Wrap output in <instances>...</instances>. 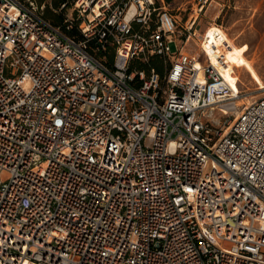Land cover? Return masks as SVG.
I'll return each instance as SVG.
<instances>
[{"label": "built area", "instance_id": "1", "mask_svg": "<svg viewBox=\"0 0 264 264\" xmlns=\"http://www.w3.org/2000/svg\"><path fill=\"white\" fill-rule=\"evenodd\" d=\"M45 8L0 0V264H264V94L166 0Z\"/></svg>", "mask_w": 264, "mask_h": 264}, {"label": "rangeland", "instance_id": "2", "mask_svg": "<svg viewBox=\"0 0 264 264\" xmlns=\"http://www.w3.org/2000/svg\"><path fill=\"white\" fill-rule=\"evenodd\" d=\"M166 1L179 23L174 50L186 47L203 60L223 64L222 71L234 87L252 88L255 98L264 94V0H209L202 12L198 11L201 0ZM46 2L51 4L52 0ZM71 12L72 5L66 14ZM73 16L78 20L75 12ZM242 43L251 46L242 59L253 60L255 71L237 60L240 56L236 48ZM220 52L222 56H218Z\"/></svg>", "mask_w": 264, "mask_h": 264}, {"label": "trees", "instance_id": "3", "mask_svg": "<svg viewBox=\"0 0 264 264\" xmlns=\"http://www.w3.org/2000/svg\"><path fill=\"white\" fill-rule=\"evenodd\" d=\"M37 2L39 4H43V3L46 4V8L44 12H45V16L48 19H50L56 25H62L66 18L65 16L66 11L63 10L59 12V14L57 12L58 10H60V6L65 2L70 7L72 5L73 0H52L51 4H48L46 0H37Z\"/></svg>", "mask_w": 264, "mask_h": 264}, {"label": "bare ground", "instance_id": "4", "mask_svg": "<svg viewBox=\"0 0 264 264\" xmlns=\"http://www.w3.org/2000/svg\"><path fill=\"white\" fill-rule=\"evenodd\" d=\"M254 19V18H253ZM238 25V24H237ZM255 25V24H254ZM242 34V33H241ZM261 42V41H260ZM240 46V48L239 49H237L236 48V52H237V54L240 56V58L239 59H237V60H239V62H242L243 63V66L245 65V68H250L251 70L253 69L254 71H255V65H254V63H253V60H248V59H242V55H244V54H249V52H250V49H251V46L248 44V43H242V44H239ZM257 50V49H256ZM255 53H257V52H255ZM223 55V53H219L218 54V56H222ZM255 59V58H254ZM224 73V72H223ZM225 75V74H224ZM226 76V75H225ZM226 78H227V76H226ZM228 79V78H227ZM228 81H229V79H228ZM230 82V81H229ZM231 83V82H230ZM232 84V83H231ZM251 100V97H248V99H246V101H250Z\"/></svg>", "mask_w": 264, "mask_h": 264}]
</instances>
